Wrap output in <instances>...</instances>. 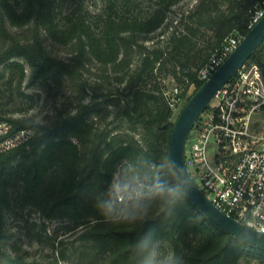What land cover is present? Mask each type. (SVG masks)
<instances>
[{"label": "trees", "instance_id": "1", "mask_svg": "<svg viewBox=\"0 0 264 264\" xmlns=\"http://www.w3.org/2000/svg\"><path fill=\"white\" fill-rule=\"evenodd\" d=\"M80 1L64 14L63 0H0V83L33 100L23 89L40 87L57 97L65 79L75 95L47 124L8 118L0 104V121L34 132L27 143L0 154V264H129V243L149 230L185 264H264L263 248L228 234L188 199L171 216L154 210L135 225L105 222L91 199L120 160L169 155L181 112L175 109L206 81L199 71L215 49L231 35L247 34L262 0H198L166 40L152 44L149 35L183 0H105L95 21ZM46 40L68 49V57L51 55ZM250 64L259 66L264 80V41L244 66ZM174 87L181 98L175 109L169 106ZM7 215L29 237L50 245L43 261L7 250ZM52 222L58 226L50 232Z\"/></svg>", "mask_w": 264, "mask_h": 264}, {"label": "built area", "instance_id": "2", "mask_svg": "<svg viewBox=\"0 0 264 264\" xmlns=\"http://www.w3.org/2000/svg\"><path fill=\"white\" fill-rule=\"evenodd\" d=\"M264 16V0L251 15L249 29ZM242 40L229 36L199 71L207 80ZM169 106L181 102L180 90L170 92ZM193 127L186 165L198 187L228 216L255 230L264 228V133L254 131L253 120L264 116V80L258 65L244 66L215 96ZM32 129L14 130L0 121V154L27 143ZM199 179V184L196 182ZM211 195V196H210ZM259 232V231H258Z\"/></svg>", "mask_w": 264, "mask_h": 264}, {"label": "clouds", "instance_id": "3", "mask_svg": "<svg viewBox=\"0 0 264 264\" xmlns=\"http://www.w3.org/2000/svg\"><path fill=\"white\" fill-rule=\"evenodd\" d=\"M194 184L184 163L167 154L155 159L136 155L120 160L106 187L94 189L91 199L99 216L114 224H142L155 210L165 217L187 199ZM245 229L237 226V235L245 239ZM264 236V228L258 230ZM129 264H185L161 235L149 230L130 242Z\"/></svg>", "mask_w": 264, "mask_h": 264}, {"label": "rangeland", "instance_id": "4", "mask_svg": "<svg viewBox=\"0 0 264 264\" xmlns=\"http://www.w3.org/2000/svg\"><path fill=\"white\" fill-rule=\"evenodd\" d=\"M63 13L69 12L71 8L80 4V0H63ZM198 0H183L172 7L168 21L164 23L161 29L156 33L149 35L147 44H152L160 39L166 40L181 15H185L191 8H193ZM87 10L93 21L96 16H102L105 9V0H84L82 4ZM180 31L182 28L179 29ZM45 45L51 55L61 58H67L68 49L63 48L57 44L52 43L49 40L45 41ZM200 46L203 45L201 42ZM27 72V68H26ZM60 94L57 97L53 95L55 92H49L48 90L41 89L40 87L32 89H23V91L31 95L33 100L28 98H20L15 95L14 87L6 88L0 83V104L4 105L6 117L26 120L29 123L47 124L51 118L56 114V109L66 108L67 104H70L75 98L72 93L69 83L64 79L61 84ZM193 87L187 92V96L193 93ZM31 105V107H30ZM182 109L179 105L175 112L178 114ZM254 131L263 134L264 133V116H257L253 120ZM193 135L191 140L187 143V150L190 151ZM196 182L199 184V179L196 178ZM211 196V195H210ZM36 213H32V220H36ZM37 221V220H36ZM49 231L52 232L58 224L52 222L49 225ZM5 229L7 232L6 248L11 254H19L26 260L31 262H41L45 257L50 254V245L48 243H38L33 238L29 237L25 232L20 230L19 223L12 215H7L5 220ZM66 264V263H62Z\"/></svg>", "mask_w": 264, "mask_h": 264}, {"label": "water", "instance_id": "5", "mask_svg": "<svg viewBox=\"0 0 264 264\" xmlns=\"http://www.w3.org/2000/svg\"><path fill=\"white\" fill-rule=\"evenodd\" d=\"M264 41V16L250 29L221 66L197 89L178 115L170 135L169 156L184 163L186 169V144L199 117L223 87L244 67L249 58ZM189 172V171H188ZM191 175V174H190ZM192 177V176H191ZM193 190L187 198L210 221L239 240L264 249V236L257 230L225 214L207 197L193 180ZM237 226L245 229V239L237 235Z\"/></svg>", "mask_w": 264, "mask_h": 264}]
</instances>
